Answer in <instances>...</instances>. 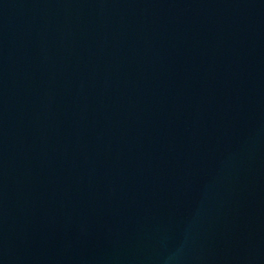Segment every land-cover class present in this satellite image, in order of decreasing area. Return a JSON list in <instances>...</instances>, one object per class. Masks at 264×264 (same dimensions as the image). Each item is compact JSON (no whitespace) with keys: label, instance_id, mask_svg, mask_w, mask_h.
Returning a JSON list of instances; mask_svg holds the SVG:
<instances>
[{"label":"water","instance_id":"1","mask_svg":"<svg viewBox=\"0 0 264 264\" xmlns=\"http://www.w3.org/2000/svg\"><path fill=\"white\" fill-rule=\"evenodd\" d=\"M0 264H264V0H0Z\"/></svg>","mask_w":264,"mask_h":264}]
</instances>
